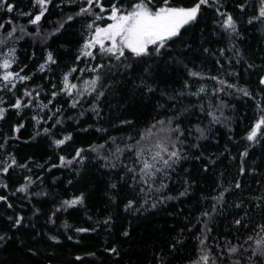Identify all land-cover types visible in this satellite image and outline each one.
<instances>
[{
  "label": "trees",
  "instance_id": "obj_1",
  "mask_svg": "<svg viewBox=\"0 0 264 264\" xmlns=\"http://www.w3.org/2000/svg\"><path fill=\"white\" fill-rule=\"evenodd\" d=\"M133 2L101 0L104 12ZM197 3L168 0L186 9ZM87 7V0H50L34 26L41 11L35 0L0 6V62L14 50L8 71L28 77L7 86L0 79V169L11 165L0 170V264H205L204 255L207 264H264V244L257 245L264 241V126L255 140L246 138L264 115L261 0H209L158 52V45L139 57L125 49L119 59L99 46L90 49L93 57L77 59L95 28L109 21L95 3L78 14ZM222 13L232 15L235 32L222 27ZM18 26L39 28V36L9 37ZM49 53L55 63L41 71ZM69 73L77 85L71 95L62 91ZM97 76L95 90L82 91ZM17 99L21 108L13 107ZM149 130L168 151L144 150L137 159ZM157 151L179 158L166 167L152 159ZM144 160L160 171L142 174ZM81 195L82 204L64 205Z\"/></svg>",
  "mask_w": 264,
  "mask_h": 264
},
{
  "label": "snow or ice",
  "instance_id": "obj_2",
  "mask_svg": "<svg viewBox=\"0 0 264 264\" xmlns=\"http://www.w3.org/2000/svg\"><path fill=\"white\" fill-rule=\"evenodd\" d=\"M50 2V0H35V3L39 4L41 11L38 15H36L33 19L30 20L31 24H38L41 20V17L44 15L45 11L47 10V4ZM151 0H149V3ZM95 3L96 7H99L100 12H104L105 8L101 4V0H87V4L89 7L87 8H81L80 13H88L92 11V6ZM209 3V0H198V3L195 4L191 8H173L168 7V0H164V7H160L157 10L153 11L151 8H149L148 3H145V0H139L138 3L134 4L132 6V10L125 12L120 7L117 6V4L113 3L110 12L111 15L108 17L112 21V23L108 24L106 27H96L95 32L91 36L90 39L86 40L80 56L77 57V59H80L82 56L86 57H93V52L90 50L96 45H99V50L101 53H107L114 55L116 59H119L121 56L124 55V50L128 49L130 50L135 56L139 57L142 55L148 54V46L149 45H158L156 48V51L158 52L160 47L165 46V41L168 39L177 36L179 34V30L184 25L188 24L191 21H194L197 17V14L201 8L202 5H207ZM262 7L260 8L259 17L264 18V0H261ZM4 0H0V6H3ZM7 10L9 12L13 11V5L8 4ZM223 17L222 21V27L231 32H235L236 25L235 21L231 14L222 13ZM102 17L100 15H96V19L99 20ZM73 17L69 16L68 20H72ZM251 22V21H250ZM3 25H0V28H2ZM61 27H63V24H61ZM93 25H89V28H92ZM16 31V28H13L11 32L8 33L9 37L13 35V33ZM23 31V29H21ZM59 31V29H57ZM105 41H110V46H105ZM3 41H0V44H2ZM55 63L53 56L51 53L47 56V61L45 64H42L40 66V70L43 71L46 67L47 63ZM14 63V50H10L7 54V58L3 59L2 62H0V68L4 69V73L2 76H0V79H2L5 82V86H7L8 82H11L13 78L16 80L24 81L28 79L26 76L20 75V73H13L11 71H8V69L11 67V64ZM102 67V65L97 66ZM95 71L96 69H92ZM72 71H76V69H73ZM192 76H198V73L192 72L190 73ZM69 74H65L64 80H63V88L62 91H66L69 95L72 94V90L77 88L76 84H70L69 82ZM212 79H216L215 77H212ZM99 80V76H97L94 79L85 81V91L91 93L95 90L97 81ZM221 84H225V81H220ZM261 83L264 84V79L261 80ZM12 87L15 88V83H12ZM227 87L232 88L233 85H227ZM204 88L201 87L199 89V92H204ZM220 91H223V89H220ZM238 91L243 92L244 95H250V93L246 89H238ZM83 93H81L82 95ZM193 95H196V93H192ZM25 96H30L31 93L25 92ZM57 93L53 92V96H56ZM102 95V93H101ZM97 99H99V96H97ZM48 103H51L49 101ZM26 106V105H25ZM73 107L76 106V101H73L72 104ZM15 108H21V100L17 99L16 103L13 105ZM41 108H46L47 104L40 105ZM5 109L0 107V118L3 117L5 113ZM211 115V113H210ZM215 120L216 118L213 117ZM39 123V121H37ZM57 123H60V121H57ZM163 123V122H160ZM171 124V121L168 122ZM262 126H264V115L260 117V119L253 125L250 132L247 135V139L249 141H253L257 138L258 133L261 131ZM44 131L47 133L49 130L44 129ZM171 131H179L178 127L176 129H171ZM201 133V136H203V130H199ZM151 132V130H149ZM71 139V135L64 136L63 139L55 140L54 143L57 147L60 145H63L66 141ZM100 148H103V145L99 146ZM157 147L162 148L164 152H167L168 149L166 146H163L159 142L157 143ZM175 147V145H173ZM83 149H78L76 152V156L79 157L81 155V152ZM93 151H96V149H93ZM117 152H120L121 150L117 148ZM143 155V151L137 152V159L140 158V156ZM242 155H247V153H243ZM174 158H179V152L172 151L168 154V159H163L161 156V152L157 151L155 152L154 156L152 157L153 160L160 159L162 160L163 164L166 167H170L169 161L173 160ZM61 164L67 163L71 164L72 161L68 160L65 161L64 157H61ZM75 159V157H74ZM15 163V160L13 159V164ZM114 166V165H113ZM9 167L11 165H8L7 167H3L2 171L7 172ZM23 167V166H22ZM155 168V165L152 163H149L147 160L143 161V166L140 169V172L142 174H145L147 176L154 175V172L151 170ZM130 171H134L133 169H130ZM155 171H160L159 168H155ZM144 176H141V179H143ZM28 182L31 183L30 178H28ZM239 183H237L236 187H239ZM114 187V186H113ZM27 185L21 186L18 191H26ZM181 196L185 195V193H180ZM223 198V193L220 194V199ZM4 199V197H0V200ZM64 205L68 207H72L78 204L83 203V196L74 197L70 200H65ZM132 202L129 201V204L127 207H131ZM155 206V205H153ZM215 210V208L213 209ZM207 215V214H205ZM17 224L20 223V220L17 219ZM239 223V221H237ZM77 231H87L86 229H77ZM127 235V233H125ZM2 239V237H0ZM55 239V238H53ZM251 239V238H249ZM204 243V240H201V244ZM264 244V241H257V245ZM112 251H115V249H112ZM230 252H236L237 249L235 247L231 248L229 250ZM79 259V257L77 258ZM202 261L207 264L208 256L204 255L200 258Z\"/></svg>",
  "mask_w": 264,
  "mask_h": 264
},
{
  "label": "rangeland",
  "instance_id": "obj_3",
  "mask_svg": "<svg viewBox=\"0 0 264 264\" xmlns=\"http://www.w3.org/2000/svg\"><path fill=\"white\" fill-rule=\"evenodd\" d=\"M135 2H133V4H131V7L134 5V4H136V3H138L139 2V0H134ZM148 1L149 0H145V3H148ZM102 4V3H101ZM165 5H161V6H158V7H155V8H152V7H150L149 6V8H151L153 11H155V10H157L158 8H160V7H164ZM168 7H173V8H181V7H174V6H170V5H167ZM186 9V8H185ZM130 10H132V8H129V9H127V10H124L125 12H127V11H130ZM101 12H100V10H99V13L98 14H100ZM104 15H107V17H105L106 19L111 15V12L109 11H106V12H102ZM109 21L107 22V23H105V24H103V25H100V26H98V27H101V28H103V27H106L108 24H110V23H112V21L110 20V19H108ZM30 25H34V26H36V24H30ZM14 28H16V31L13 33V35H20V36H22V37H30V38H34V37H38L39 36V28H38V30L36 31V32H34V33H29L28 31H26L22 26H18V27H14ZM21 29H23V31H21ZM12 30H10V32H11ZM19 32V33H18ZM17 33V34H16ZM12 35V36H13ZM9 36V35H8ZM5 38L8 40L9 38L7 37V36H5ZM105 45L106 46H110V41H105ZM96 46H99V45H96ZM93 48H95V46L93 47ZM93 48H91V49H93ZM82 91H85V86H83V88H82ZM85 93V92H84ZM156 137H157V132L155 131V137H150V132L147 134V135H145V136H143V138H142V140H140L138 143H139V147H140V150L141 151H144V150H148V149H156L157 148V139H156Z\"/></svg>",
  "mask_w": 264,
  "mask_h": 264
},
{
  "label": "bare ground",
  "instance_id": "obj_4",
  "mask_svg": "<svg viewBox=\"0 0 264 264\" xmlns=\"http://www.w3.org/2000/svg\"><path fill=\"white\" fill-rule=\"evenodd\" d=\"M42 162V161H41ZM43 163V162H42ZM46 164L48 165V163H45V166H46ZM41 167V166H40ZM45 168V167H44ZM42 169H43V167H42ZM46 169V168H45ZM39 170H40V168H39Z\"/></svg>",
  "mask_w": 264,
  "mask_h": 264
},
{
  "label": "water",
  "instance_id": "obj_5",
  "mask_svg": "<svg viewBox=\"0 0 264 264\" xmlns=\"http://www.w3.org/2000/svg\"><path fill=\"white\" fill-rule=\"evenodd\" d=\"M55 264H57V263H55Z\"/></svg>",
  "mask_w": 264,
  "mask_h": 264
}]
</instances>
